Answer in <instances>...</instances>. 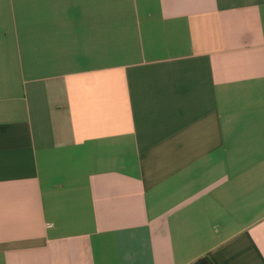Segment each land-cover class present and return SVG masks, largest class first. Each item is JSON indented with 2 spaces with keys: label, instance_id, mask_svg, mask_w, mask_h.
<instances>
[{
  "label": "crops",
  "instance_id": "0c3cea01",
  "mask_svg": "<svg viewBox=\"0 0 264 264\" xmlns=\"http://www.w3.org/2000/svg\"><path fill=\"white\" fill-rule=\"evenodd\" d=\"M264 264V0H0V264Z\"/></svg>",
  "mask_w": 264,
  "mask_h": 264
},
{
  "label": "trees",
  "instance_id": "16d2710c",
  "mask_svg": "<svg viewBox=\"0 0 264 264\" xmlns=\"http://www.w3.org/2000/svg\"><path fill=\"white\" fill-rule=\"evenodd\" d=\"M194 264H214V263L211 260V258L208 255H206L196 260Z\"/></svg>",
  "mask_w": 264,
  "mask_h": 264
}]
</instances>
